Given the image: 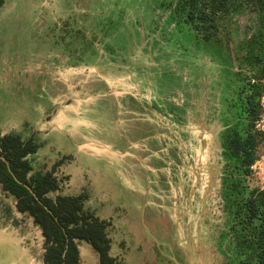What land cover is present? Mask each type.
<instances>
[{"label":"rangeland","instance_id":"obj_1","mask_svg":"<svg viewBox=\"0 0 264 264\" xmlns=\"http://www.w3.org/2000/svg\"><path fill=\"white\" fill-rule=\"evenodd\" d=\"M104 1L5 0L0 133L37 140L33 165L55 167L62 194L87 196L86 206L109 224L117 264H226L219 65L208 48L180 40L166 14L150 9L154 0L126 1L120 30L104 38L122 44L114 47L115 64L89 45L80 61L69 56L72 42L100 40L92 26L114 6ZM81 23L97 37L64 35L65 25ZM255 30V17L245 15L228 20L221 34L241 57L242 37ZM141 79L160 81L157 118L153 99L129 95L131 82ZM261 103L264 109V96ZM257 127L264 131V113ZM248 185L264 189V145ZM42 246L40 229L15 211L0 185V264H41ZM78 246L81 264H99L89 244Z\"/></svg>","mask_w":264,"mask_h":264},{"label":"trees","instance_id":"obj_2","mask_svg":"<svg viewBox=\"0 0 264 264\" xmlns=\"http://www.w3.org/2000/svg\"><path fill=\"white\" fill-rule=\"evenodd\" d=\"M107 1L114 3L110 13L101 15L97 26H92L98 29L97 33L102 32L100 40L89 38L92 41L72 42L68 46L69 56L80 61L87 45L92 47H89L91 54L101 50L115 56L116 51L104 38L120 30L127 0ZM154 1L150 9L166 14L167 23L180 34V40L208 48L228 85L234 86L235 98L228 109L232 123L223 135L220 196L227 227L222 234V254L226 264H264V189L248 185L251 167L259 159L264 145V131L257 127L264 113L261 103L264 96V0ZM4 2L0 0V9ZM245 15L255 17L256 30L242 37L243 55L237 57L232 51L229 34H225L224 42L221 32L228 20ZM81 24L78 27L65 25L64 35L79 33L85 36L90 32L96 35L94 28L87 32L85 23ZM114 39V45L120 48L122 44ZM95 43L98 48L93 46ZM235 64L237 70L233 69ZM243 67L250 73H244ZM39 148L36 139L0 133L1 189L13 198L16 211L30 217L40 229L43 237L41 264H81L80 242L91 246L99 264H117L110 253L108 222L86 206L85 194L61 193L64 180L55 175V167L51 170L35 168L31 158Z\"/></svg>","mask_w":264,"mask_h":264},{"label":"flooded vegetation","instance_id":"obj_3","mask_svg":"<svg viewBox=\"0 0 264 264\" xmlns=\"http://www.w3.org/2000/svg\"><path fill=\"white\" fill-rule=\"evenodd\" d=\"M235 70V68H233ZM217 85L218 88V95L216 97L217 99V107H218V111H219V117L221 118L222 121V126L220 127V130L218 132V141H219V145L221 148V156H222V160L220 163V170H219V181H218V189H219V194H220V187H221V168L222 165L224 164V160H223V135H224V131L229 128L231 126L232 123V118L229 115V103L235 98V93H234V86L233 85H228V80L225 79V77L220 73V71L218 72V76L217 78L214 80ZM220 196V195H219ZM220 201H221V196H220ZM221 206H222V201H221ZM224 244H222L221 246V251L223 250Z\"/></svg>","mask_w":264,"mask_h":264},{"label":"crops","instance_id":"obj_4","mask_svg":"<svg viewBox=\"0 0 264 264\" xmlns=\"http://www.w3.org/2000/svg\"><path fill=\"white\" fill-rule=\"evenodd\" d=\"M98 44H94L93 46L95 47V48H98V46H97ZM110 45H111V47H113V50H114V47L116 46V45H112V43H110ZM127 48H128V50H129V47L127 46ZM130 48H131V46H130ZM102 54H104V55H106L105 53H103L101 50H98V55H99V57L101 58V55ZM108 55V54H107ZM109 57H106V56H104V58L106 59V61H108V63L109 64H115L114 62H113V60H112V58H114L115 56H110V55H108ZM103 58V57H102ZM155 81H156V83L154 82V83H152L153 81H151L150 82V80H148V81H145V80H143V79H141V80H138V81H136L135 82V84H132V82H131V88L133 89V87L135 88V90L133 91L132 89V91H133V93H132V91H130L129 92V95L130 96H133V95H135V96H138L140 99H142L143 97H148L149 99L151 98V99H153V101H154V108L156 109V113H155V111H151L153 114H154V116L157 118L158 117V112H162V109H161V106H158V104H156V102H157V100H156V97H158L159 96V90H158V84L160 83V81L159 80H156L155 79ZM152 83V84H151ZM133 85V86H132ZM158 99V98H157ZM143 105V104H142ZM145 105V104H144ZM144 108H141L140 107V109H143V110H147L148 109V107L147 106H143ZM167 109L164 107V111L165 112H167L166 111ZM142 111V110H141ZM160 114V113H159ZM15 207V206H14ZM15 211H16V209H15ZM17 212V211H16ZM18 213V212H17ZM193 258H194V256L193 255H191Z\"/></svg>","mask_w":264,"mask_h":264},{"label":"built area","instance_id":"obj_5","mask_svg":"<svg viewBox=\"0 0 264 264\" xmlns=\"http://www.w3.org/2000/svg\"><path fill=\"white\" fill-rule=\"evenodd\" d=\"M263 82H264V80H263ZM263 101V97H262V100H261V102ZM252 168V167H251Z\"/></svg>","mask_w":264,"mask_h":264}]
</instances>
